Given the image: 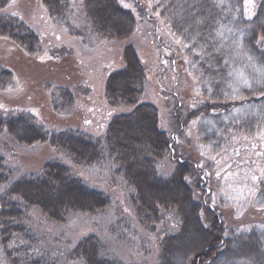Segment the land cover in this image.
Returning <instances> with one entry per match:
<instances>
[{"label":"rangeland","instance_id":"1","mask_svg":"<svg viewBox=\"0 0 264 264\" xmlns=\"http://www.w3.org/2000/svg\"><path fill=\"white\" fill-rule=\"evenodd\" d=\"M117 1L133 13L136 19L134 31L124 40L99 42L92 37L72 35L66 28L54 25L39 1L12 2L15 12L30 24L41 40L42 52L34 57L38 64L51 57L54 60L70 54L73 57L69 59L78 75L77 83L70 88L73 101L65 110L53 114L61 116H56L61 119L60 123L77 127L82 124V131L97 136L104 133L113 114L130 111V106H109L104 97V86L107 73L123 65V46L131 45L145 69L141 101L155 106L158 125L169 135L174 134L173 148L179 150L178 155L180 143H189L203 163H207V168L196 164L200 177H204L202 189L207 193V204L212 209L225 211L232 222L225 228L216 252L204 256L206 262L201 264H264V222L250 220L255 213L264 216V0H212L209 11L214 16L205 24L211 29L208 36H198L184 25L179 0H149L152 8L156 4L158 12L163 4L167 8L159 12L160 28L152 20L154 13L149 12V18H145L132 0ZM71 5V21L76 25L83 14L82 0H71ZM107 20L111 22L114 18L109 15ZM199 23V20L195 22L196 25ZM2 43L0 39V52L4 50ZM173 45L180 49L177 58L181 64L176 62V53L171 50ZM18 57L13 56L16 64ZM25 65L20 68V73L26 75L28 82L33 78V84L27 89L24 80L16 74L5 76L0 84V98L16 105L30 96L38 105L36 102L40 98L48 99V90L42 87L46 77L44 79L42 75L35 79L40 65L30 62ZM180 69L186 83L196 75L202 79L193 95L203 102L192 108L190 126L177 133L175 108L178 88L182 84L177 76ZM235 72L240 73L247 84L234 80ZM30 108V112L22 116L27 125L31 123L30 116L38 112ZM143 123L140 124L137 118L128 123L126 130L138 144L149 137ZM21 136L22 132L17 131L16 139L20 140ZM0 138L5 141V148L0 153L14 177L31 171L29 165L33 166L32 170L38 169L39 163L54 151L38 143H20L5 134ZM234 145L237 147L233 148ZM132 146L136 147L133 143ZM178 155L176 159H181L182 155ZM176 159L169 157L164 161L162 172L165 175L172 172ZM76 172L108 193L111 204L97 214L74 215L64 224L47 221L39 211L31 212L30 221L40 238V249L54 264H68L65 250L88 234L97 235L123 264H191L194 255H206L212 237L204 229L205 212L192 199L185 203L189 214L183 225L184 233L164 243V250L160 252V241L179 230L180 223L175 216L164 219L153 234L144 232L124 190L109 171L93 169L87 172L76 168ZM194 179L190 178L192 183ZM175 187L170 186L164 191L146 187L143 193L153 198H179L181 192ZM0 264H7V261L0 257Z\"/></svg>","mask_w":264,"mask_h":264},{"label":"trees","instance_id":"2","mask_svg":"<svg viewBox=\"0 0 264 264\" xmlns=\"http://www.w3.org/2000/svg\"><path fill=\"white\" fill-rule=\"evenodd\" d=\"M13 1L0 0V39L3 40L4 46V50L0 52V84L5 76L16 74L24 80L26 88L31 86L33 78H29L28 82L26 75L20 73V68L25 67L26 62L34 63L40 65L37 67L35 79L42 75L44 79L46 77L42 87L48 90V99L40 98V103L36 102V105L30 96H26L23 100L25 105H13L0 98V135L5 134L9 139H16L17 131H20L23 136L20 140L16 139L20 143H38L42 147L49 146L54 151L39 163L38 169L32 170L33 166L29 165L28 170L31 171L18 177H14L13 171L5 165V157L0 153V257L7 261V264H54L40 249V238L30 221L31 212L39 211L47 221L64 224L74 215H93L110 206V195L79 176L76 172L78 168L87 172L93 169L100 172L109 171L116 184L124 190L136 220L144 232L153 234L156 228L163 224L164 219L170 216L177 218L180 223L179 230L160 241V252L164 250V243L181 237L184 233L183 225L189 214L185 203L192 199L205 212L204 229H207L212 241L207 246L206 255H194L191 264L206 262L204 256H211L216 252L220 239L224 238L225 228H229L232 222L225 211L212 209L207 204V193L203 192L200 169L196 166L197 164L207 168V163H203L197 151L184 142L179 145L181 159H176L179 150L173 148L174 134L169 135L159 127L155 106L141 101L145 88V69L135 49L131 45L123 46V65L107 73L104 86V97L109 106H130L131 110L113 114L103 134L90 135L82 131V124L77 127L70 123H60L61 119L56 117L59 115L53 114L55 111L65 110L73 101L70 88L73 83H77L78 75L70 60L72 55L56 60L51 57L49 61L38 64L34 57L42 52L41 40L30 24L15 12ZM35 1L44 6L54 25L66 28L70 34L78 37H92L95 42L124 40L133 33L136 25L131 10L122 7L117 0H82L83 14L76 25L71 21V0ZM132 2L143 17L149 18V12L154 13L152 20H155L160 28V13L167 10L164 4L159 13L156 4L152 8L149 0ZM179 2L182 5L181 20L184 25L190 27L189 29L198 36H208L211 29L205 24L210 23L214 16V13L209 11L212 0ZM107 15H111L114 21L108 22ZM197 20L200 21L198 25L195 24ZM174 48L171 50L176 53V62L181 64L177 58L180 49ZM21 53L24 54L23 57ZM13 56H19L18 65ZM177 76L182 80L176 95L178 102L175 108V132L178 133L190 126L192 108L195 105L199 107L203 99L193 95L202 81L199 75L193 77L190 83L185 82L181 69ZM30 107L38 112L30 116L31 123L27 125L22 121V116L30 112ZM14 109H17L16 115L12 117ZM137 118L140 124L144 121L147 126L145 130L149 134L147 140L141 144L126 131L128 123ZM132 143L136 147H133ZM4 144L5 141L0 138V151L4 150ZM236 147L237 145L233 146ZM169 157L176 159L175 166L171 173L165 175L162 172L163 163ZM193 177L194 183L190 180ZM170 186H176L175 189L180 190L181 197L153 198L143 193L146 187H156L164 191ZM220 218L223 219L221 222ZM250 220L264 222V216L255 213ZM65 259L68 264H123L95 234H88L67 247Z\"/></svg>","mask_w":264,"mask_h":264},{"label":"bare ground","instance_id":"3","mask_svg":"<svg viewBox=\"0 0 264 264\" xmlns=\"http://www.w3.org/2000/svg\"><path fill=\"white\" fill-rule=\"evenodd\" d=\"M232 77H233V79L234 80H236L238 83H240V84H247V81L244 79V77L240 74V73H238V72H235V73H233V75H232ZM247 112V111H246ZM201 178V183L203 184L204 183V177L203 176H201L200 177Z\"/></svg>","mask_w":264,"mask_h":264},{"label":"snow or ice","instance_id":"4","mask_svg":"<svg viewBox=\"0 0 264 264\" xmlns=\"http://www.w3.org/2000/svg\"><path fill=\"white\" fill-rule=\"evenodd\" d=\"M127 6V5H126Z\"/></svg>","mask_w":264,"mask_h":264}]
</instances>
